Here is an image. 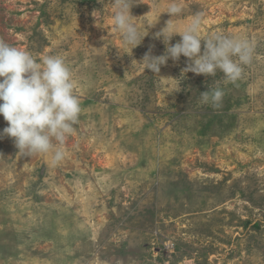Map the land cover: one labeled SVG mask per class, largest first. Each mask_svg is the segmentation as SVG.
<instances>
[{"label": "rangeland", "instance_id": "1", "mask_svg": "<svg viewBox=\"0 0 264 264\" xmlns=\"http://www.w3.org/2000/svg\"><path fill=\"white\" fill-rule=\"evenodd\" d=\"M137 2L132 51L111 0H0V39L62 56L82 109L59 163L0 138V264H264V0H176L178 30L202 13V39L254 42L234 83L184 56L141 66L173 0ZM217 83L222 106L203 104Z\"/></svg>", "mask_w": 264, "mask_h": 264}, {"label": "clouds", "instance_id": "2", "mask_svg": "<svg viewBox=\"0 0 264 264\" xmlns=\"http://www.w3.org/2000/svg\"><path fill=\"white\" fill-rule=\"evenodd\" d=\"M111 2L114 9L112 19L121 43L133 51L149 34L144 35L139 24L141 18L132 15L131 9L138 2ZM181 12V5L173 0L165 12L171 19L155 33V38L162 39L167 46L165 54L154 56L150 49L138 63L156 74L169 59L178 61L184 56L190 61L184 73L215 77L219 72L223 74L224 82L232 83L241 79L244 66L253 60L254 42L245 37L219 33L202 39V13H196L180 31L174 26L173 18ZM176 35L182 39L172 45ZM74 88L72 70L62 56L48 55L38 60L29 51L0 39V116L8 124L0 132V138H12L19 153L24 156L51 154L54 163L61 162L65 158V142L75 131L82 111ZM224 96L223 88L217 83L216 87L202 92L200 99L205 105L220 108Z\"/></svg>", "mask_w": 264, "mask_h": 264}]
</instances>
